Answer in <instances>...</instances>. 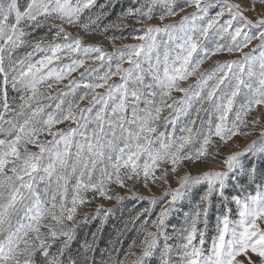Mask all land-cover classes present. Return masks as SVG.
<instances>
[{
    "label": "snow or ice",
    "instance_id": "1",
    "mask_svg": "<svg viewBox=\"0 0 264 264\" xmlns=\"http://www.w3.org/2000/svg\"><path fill=\"white\" fill-rule=\"evenodd\" d=\"M128 19L142 25L137 43L109 36L111 52L67 30L105 34ZM261 116L264 0H0V264H264ZM257 125V138L220 155ZM217 158L219 169L188 170ZM97 198L119 207L85 211ZM127 200L148 206L117 217L101 248Z\"/></svg>",
    "mask_w": 264,
    "mask_h": 264
},
{
    "label": "rangeland",
    "instance_id": "2",
    "mask_svg": "<svg viewBox=\"0 0 264 264\" xmlns=\"http://www.w3.org/2000/svg\"><path fill=\"white\" fill-rule=\"evenodd\" d=\"M230 2L232 3H240L242 4L244 7H248L249 6V2L250 0H230ZM210 14H214L216 9H210ZM194 11V8H187L185 10V12L179 13L176 17H170L168 19H166L164 22L165 23H169V22H175L176 20H178L180 18V16L188 14L190 12ZM260 11V8L257 7V11L256 12H246V15L249 18H255V16L257 15V12ZM125 23L128 25L127 28L121 30V31H117V30H113L117 33H121L122 31H132L133 29L136 28H141L142 25L137 24L135 20L133 19H128L125 21ZM151 24H159L160 21L158 19H153L151 22H149ZM67 27V26H66ZM68 31H70L74 36L79 35L83 42L85 44H99L105 51L111 52L113 51L112 48V41L108 39L109 36L103 35L100 32H91V33H85L81 28L79 27H69L67 28ZM112 30V29H110ZM43 35V32L37 33L36 34V38H39L40 36ZM127 37L126 39L123 40H117L115 41V43L119 46L122 44H135L137 43L136 40L132 39V34L131 35H127L125 36ZM48 39H51V37H48ZM258 41H253V43L251 45H249L248 48H245L244 51H250L251 48L257 44ZM30 50V49H29ZM24 49H18L17 52L18 54L22 57L24 55ZM39 55V54H37ZM240 58V53H233V54H228V53H221L218 54L214 57H212L211 59L207 60L202 66H201V70H206V69H210L212 67H214L215 62L217 60L220 61H227V60H234V59H239ZM127 66V65H125ZM80 71H83V69H80ZM73 76H76L78 78V72L77 73H73ZM62 87V85L60 86ZM42 90H46V89H42ZM55 90V89H53ZM98 91H102V90H98ZM10 95H12V93L10 92ZM179 95V94H177ZM83 106V105H82ZM259 109L256 112H253L250 114V117H254L256 115L259 114ZM261 121L262 123H264V116H261ZM58 127H65V125H59ZM251 127V125H250ZM259 127L260 125H257V130L252 132L251 135L247 136V137H235L233 139V141L229 142V146L227 148H225L222 152H221V156L227 155L228 153H230L231 151H237V150H241L243 149L251 140L257 138V136L259 135ZM222 166V160L217 158L216 163L214 164H201V165H197L195 168H189L188 170L192 171V172H196L198 169L199 170H205V169H219ZM139 191H140V195H143L145 197H151L152 195H155L157 197L162 196L163 193V188H157V187H153L152 191L149 192L147 189H143L140 188L139 185L137 186ZM172 187H176L175 182H172ZM117 191L120 192L121 195H127L130 194L128 193V191L126 189L124 190H119L117 189ZM145 203L147 204V201H145ZM96 204H102L105 208L111 207L112 204H115V201H107V200H103L102 198H97L95 201H93V206L92 207H88L85 209V211L88 212H94L95 211V207L94 205ZM148 205V204H147ZM233 210L235 211V206L233 205ZM129 211V210H127ZM159 211V206H157L154 209V213ZM82 218V217H81ZM128 219V218H126ZM175 222V221H174ZM214 225H215V215L212 216V220H211V225L210 228L208 230V232L206 233V237H207V243H206V247L210 246V241H211V237L215 234L214 233ZM153 231L155 229H152ZM91 237H89L90 239ZM109 240V238H107ZM108 244V242H107ZM105 248V247H104ZM137 252H139V249H136ZM255 258V257H254Z\"/></svg>",
    "mask_w": 264,
    "mask_h": 264
},
{
    "label": "trees",
    "instance_id": "3",
    "mask_svg": "<svg viewBox=\"0 0 264 264\" xmlns=\"http://www.w3.org/2000/svg\"><path fill=\"white\" fill-rule=\"evenodd\" d=\"M122 4H124L125 6L128 5H133L135 4V0H121ZM183 2V0H181V3ZM98 3H103V0H98ZM187 9V8H186ZM117 12L120 11L119 8L116 9ZM159 11V9H157V12ZM211 11V10H210ZM111 19H115V16H112ZM152 21V20H151ZM149 21V22H151ZM108 21H104L103 23H107ZM133 32L132 31H122L121 33H117L113 30H109L107 33L103 34L106 36H112V35H123V36H127V35H131ZM42 35V34H41ZM130 195V194H127ZM116 206L119 207L118 205L112 204L111 207ZM148 205L145 203V201H135V200H127L124 201V207L122 209V211H118L110 220V222L108 224H106L105 226V232L102 234L101 236V240H100V247L104 248L107 247L108 244V239L110 237V235H114V228L113 225H116L118 223L117 221V217L122 216L124 220H126V218L129 217L130 213H135L137 211H140L143 207H147ZM129 210V211H127ZM82 219V218H81ZM97 222H92L91 224L81 228L78 230V234H79V240L82 242L85 239L86 234H90L92 231H95V226H96ZM135 232H130L128 234V238L125 239V247H127V245L131 242V238L135 237ZM90 235H88V239H89ZM78 244L74 243L73 247H77Z\"/></svg>",
    "mask_w": 264,
    "mask_h": 264
}]
</instances>
